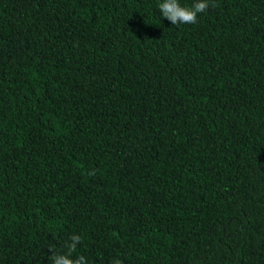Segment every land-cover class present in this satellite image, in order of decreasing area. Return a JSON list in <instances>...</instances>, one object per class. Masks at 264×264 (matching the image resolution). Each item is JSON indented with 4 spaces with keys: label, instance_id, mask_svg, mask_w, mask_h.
Masks as SVG:
<instances>
[{
    "label": "trees",
    "instance_id": "trees-1",
    "mask_svg": "<svg viewBox=\"0 0 264 264\" xmlns=\"http://www.w3.org/2000/svg\"><path fill=\"white\" fill-rule=\"evenodd\" d=\"M162 2L0 0V264H264V0Z\"/></svg>",
    "mask_w": 264,
    "mask_h": 264
},
{
    "label": "clouds",
    "instance_id": "clouds-1",
    "mask_svg": "<svg viewBox=\"0 0 264 264\" xmlns=\"http://www.w3.org/2000/svg\"><path fill=\"white\" fill-rule=\"evenodd\" d=\"M211 6L215 7L214 4ZM210 7L209 0H196L190 7L182 6L179 0H163L159 4V10L162 17L169 20L173 25L179 24H195L198 19V15L205 13ZM94 175L95 173H91ZM70 243L66 245L67 253L58 254L55 253L51 258L52 264H87V260L84 256H79L75 259L71 258L72 254L76 251L77 245L81 242V236L73 235L70 237ZM53 251L52 249H50ZM113 264H122V261L115 260Z\"/></svg>",
    "mask_w": 264,
    "mask_h": 264
}]
</instances>
